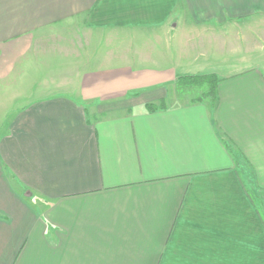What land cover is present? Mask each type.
<instances>
[{"label": "crops", "instance_id": "crops-1", "mask_svg": "<svg viewBox=\"0 0 264 264\" xmlns=\"http://www.w3.org/2000/svg\"><path fill=\"white\" fill-rule=\"evenodd\" d=\"M259 20L264 0H0V264H264V60L231 40L216 65ZM208 74L214 107L177 87Z\"/></svg>", "mask_w": 264, "mask_h": 264}, {"label": "rangeland", "instance_id": "rangeland-1", "mask_svg": "<svg viewBox=\"0 0 264 264\" xmlns=\"http://www.w3.org/2000/svg\"><path fill=\"white\" fill-rule=\"evenodd\" d=\"M252 25L257 27L255 29L257 31L255 36L252 33L250 34L247 32V30H248L247 28L253 27ZM239 27L240 28H228L227 30L224 29L223 35L225 37H226V35H228L229 37L226 39V41H223V44H222L223 47H222V45L220 46L221 50L219 49L216 52V59H217L216 65L220 64V62H222L223 60L227 61L229 64H230V61H232L229 58L230 55H228V52L230 50L231 45L226 44V42H230L231 40L233 41V44H234L233 45V51H235L234 54H236V55L238 54L237 59L244 60L239 64V67L242 66L241 64H246V61H248L250 64L253 63L255 65V64H257V62H262V60H264V52L261 50V48H264V47H261L264 45L262 43V41L264 39V21L259 20V21H256L255 23H250L249 26L248 25L245 26L242 24ZM242 28H243V30H241ZM236 31H238V32H236ZM217 34H219V32ZM223 35H222V37H223ZM236 40H237V44H236ZM234 54H233V56H235V58H236V55H234ZM223 58H226L227 60L223 59ZM235 58H233V61L236 60ZM256 66H258V65H256ZM203 89H197L196 88L195 89L196 91H193L194 95H196V96L201 95V93L203 92ZM2 98H1V100H2ZM5 109L3 108V111ZM1 116H2V113H1L0 117ZM4 122L5 121L1 122V120H0V134L2 132H4L5 128H6V124H4ZM23 194H25V193H23Z\"/></svg>", "mask_w": 264, "mask_h": 264}, {"label": "trees", "instance_id": "trees-1", "mask_svg": "<svg viewBox=\"0 0 264 264\" xmlns=\"http://www.w3.org/2000/svg\"><path fill=\"white\" fill-rule=\"evenodd\" d=\"M217 83L218 78L215 75H185L180 76L176 80V84L178 89L181 92L189 91L191 95L193 96L192 102H200L203 99H209L211 105L214 107L217 102ZM203 89V92L201 95L196 96L194 95L193 91H196L195 89ZM163 106L162 104L152 105L148 104L146 105V108L148 111H153L157 107Z\"/></svg>", "mask_w": 264, "mask_h": 264}]
</instances>
